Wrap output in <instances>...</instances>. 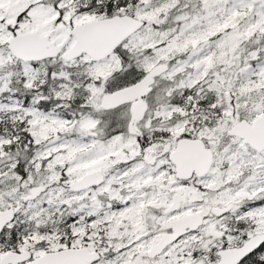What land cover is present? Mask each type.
<instances>
[{"label":"snow or ice","instance_id":"6c2138e0","mask_svg":"<svg viewBox=\"0 0 264 264\" xmlns=\"http://www.w3.org/2000/svg\"><path fill=\"white\" fill-rule=\"evenodd\" d=\"M0 264H264V0H0Z\"/></svg>","mask_w":264,"mask_h":264}]
</instances>
